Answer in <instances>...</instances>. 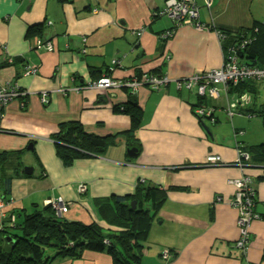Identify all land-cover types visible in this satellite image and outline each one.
<instances>
[{
    "label": "crops",
    "instance_id": "1",
    "mask_svg": "<svg viewBox=\"0 0 264 264\" xmlns=\"http://www.w3.org/2000/svg\"><path fill=\"white\" fill-rule=\"evenodd\" d=\"M195 1L201 23L210 29L198 32L183 24L163 40L159 34L172 29L175 21L153 17L152 11L164 0H0V86L22 93L4 107L0 123V153L9 152L0 171V227L14 211L27 212L35 202L44 205L61 196L68 204L64 219L96 222L108 229L96 212V200L132 195L138 183L181 185L189 190L169 192L157 211L142 264H264L262 168L242 169L257 189L255 210L260 218L251 224V242L241 259L234 247L238 213L231 202L235 188L230 182L241 171L236 166H198L210 153L233 162L236 142L243 136L249 144L259 142L260 138H247V133L235 136L232 128H242L245 119L257 122L253 132L264 139V118L260 123L253 118L259 115L246 117L239 111L252 103L254 110L256 104L264 106V99L255 96L246 105L243 96L246 103L235 104L229 118L226 108L231 101L226 96L199 97L193 89L177 90L172 84L219 69L229 42L220 43L214 29H246L255 20L264 25V0ZM112 61L118 65L111 73L116 79L157 70L172 82L158 90L141 85L134 93L123 86L84 87L104 75ZM42 93L48 95L46 103ZM132 96L143 111L137 131L139 153L130 157L127 138L121 137L103 156L66 167L50 139L59 123L79 121L88 133L103 137L128 131L131 119L114 107ZM201 99L215 111L217 122L208 130L191 114ZM25 166L33 167L30 175L23 172ZM8 177L10 192L5 194ZM52 264L113 261L106 253L85 252L79 260L58 259Z\"/></svg>",
    "mask_w": 264,
    "mask_h": 264
},
{
    "label": "trees",
    "instance_id": "2",
    "mask_svg": "<svg viewBox=\"0 0 264 264\" xmlns=\"http://www.w3.org/2000/svg\"><path fill=\"white\" fill-rule=\"evenodd\" d=\"M195 4L197 5L196 1ZM158 8L153 10L152 13ZM161 17L168 16H158V18ZM35 26L40 27L41 24ZM216 29L225 35V39H228L229 42L228 45L236 47L242 45L237 53L240 65L259 69L264 67V25L261 21L255 20L253 26L241 30L224 31L223 29ZM31 33L34 34V31H31ZM116 68H118V65L112 62L106 68L104 75H110ZM152 72L157 73L161 71L155 70ZM94 76L96 75L94 74ZM98 78L100 77L94 79ZM262 80L264 81V77L248 76L240 79L236 84H228L225 86V89L223 84L220 85L221 89L218 97L223 94L231 101L226 108L229 118L233 116L232 107H235V104L242 103L243 105L246 103V99H241L243 96H246L248 99L246 105L251 104L253 98L255 96L257 97V93L259 92L257 91L259 90L257 83ZM129 91H131L130 87ZM229 96L233 99L229 98ZM205 103L201 99L199 104L191 107V114L193 115V119H197L202 127L208 130L211 124H215L217 120H215L214 107ZM202 104L208 106L211 110L209 116L202 117L196 111V107ZM252 104L251 108L249 106L244 107L246 109L245 111H242L243 108L240 106V113L246 117L257 114L261 118H264V106L256 104V109L254 110ZM3 109L4 106L0 105V123ZM114 111L129 116L132 123L130 130L103 137L88 133L79 121H63L59 123L57 130L51 135L50 139L54 141L56 154L66 167L72 166L79 159L103 156L110 148L118 144L121 137L127 138V146H133L134 144L139 146V153L141 144L137 136V131L142 127V109L137 105L135 100L129 99L126 104L115 106ZM206 121L210 122V125ZM233 130L236 137L245 134L242 128H232ZM243 140L244 136L242 137V142H236V160L233 162L225 163L219 155L210 153L206 156L203 163H200L198 166L239 167L238 169L241 171V175L238 178L231 179V181L244 177L249 178V185L254 193L251 197L253 213L257 214L259 219L260 216L255 210L257 189L251 177L245 173L243 174L242 169L256 167L262 168L264 171V139L254 144H249ZM8 156L9 152L0 153V171ZM210 157H216L218 160L215 163H211L208 161ZM11 180V177L4 180L6 187L5 194L10 192ZM232 184L235 191L231 202L234 200L236 192L240 190L234 183ZM186 190H189V188L181 185H170L162 188L157 185L138 183L132 195H118L98 199L95 202L97 207L96 212L108 225V229L102 228L96 222L83 223L80 221H69L62 216H57L52 205H41L35 202L27 212L14 211L13 216L9 217L6 221L7 223L0 227V234H7L5 239L8 240V245H4L0 241V264H52L58 259L79 260L85 252L106 253L111 256L113 264H142V250L146 247L145 240L155 220L158 209L166 200L169 192ZM235 207L238 213L237 226L239 235L234 242V247L239 252V258L242 259L247 251L237 246L241 231L238 221L241 215L238 207ZM249 240L251 242V236H249ZM49 250L54 251V253L50 254Z\"/></svg>",
    "mask_w": 264,
    "mask_h": 264
},
{
    "label": "built area",
    "instance_id": "3",
    "mask_svg": "<svg viewBox=\"0 0 264 264\" xmlns=\"http://www.w3.org/2000/svg\"><path fill=\"white\" fill-rule=\"evenodd\" d=\"M152 15L155 16H168L169 18L175 21V26L188 24L195 28V30L200 32H205L210 29L209 25L201 23L199 17V8L195 4L194 0H166L165 4L162 7H159ZM166 30L159 34L161 39H168L172 37L174 31ZM217 33L219 42L221 43L225 39V35L217 29H214ZM40 43V42H38ZM42 46V43L39 44ZM48 49H52L51 44L47 45ZM241 46H232L228 45L223 51V63L222 66L208 73H197L191 77L174 80L175 88L177 90H182L186 88L187 90L196 88L197 94L199 97H211L217 98L219 96L220 85L223 84L224 89L228 84H236L240 79L245 77H264V67L263 68H251L245 65H240L238 61V51ZM116 63V61H112ZM112 69V67H110ZM113 70V69H112ZM172 82L171 78L161 72L157 73H144L139 78L134 76L129 79H116L110 75H102L100 78L88 82L84 87L95 89V90H104L111 89L116 87H127L132 89V93L136 91V88L140 85H149L153 89H159L160 87H166ZM22 94L21 92H16L14 89L8 88L7 86H0V105L4 107L12 100L13 98ZM47 93L42 94V102H47ZM23 105V104H21ZM196 111L203 116H209L211 110L208 106L202 104L199 107H196ZM218 160L216 157L208 158V161L215 163ZM238 188L239 191L234 195L235 198L232 201L233 205L238 207L240 211L239 226L241 227L240 237L237 241L238 248H242L245 251H248L250 240V227L254 219H258V215L253 213V189L249 185V178L244 177L239 180L231 181ZM81 190H84V186L80 187ZM45 204L52 205L53 209L61 216L68 211V204L64 199L59 196L56 198L47 199ZM165 257L168 256V253L164 254Z\"/></svg>",
    "mask_w": 264,
    "mask_h": 264
},
{
    "label": "rangeland",
    "instance_id": "4",
    "mask_svg": "<svg viewBox=\"0 0 264 264\" xmlns=\"http://www.w3.org/2000/svg\"><path fill=\"white\" fill-rule=\"evenodd\" d=\"M176 27L177 26H174V28L173 29H176ZM194 28V27H193ZM195 29V28H194ZM197 31V30H196ZM198 32H200V31H198ZM170 38V37H169ZM168 38V39H169ZM138 76V75H137ZM142 76V74H140L138 77L140 78ZM261 83H264V81L262 80L261 82H258V85L259 84H261ZM172 84H174V82L172 83ZM141 86V85H140ZM174 86H175V84H174ZM160 88H164V87H160ZM137 89V88H136ZM183 91L185 90V91H187V89L186 88H183L182 89ZM193 91L195 92V93H197V89L196 88H193ZM259 94L257 95V98H260V99H264V85L262 84V85H260V87H259ZM43 94V93H42ZM221 96H224L223 94L221 95ZM229 98H232L231 96H229ZM233 99V98H232ZM41 100H42V95H41ZM222 100L224 101V99L222 98ZM253 118H255L256 119V121H260V123L262 122V118L261 117H258V118H256V117H253ZM257 127V122H251V123H249V121L247 120V119H245V122H244V126L242 127V129H243V131L245 132V133H247V135H246V137L247 138H260L261 140L263 139V135H257V134H255L253 131L255 130V128ZM206 130V129H205ZM255 139V140H256ZM52 208V207H51ZM54 210V209H53ZM55 211V210H54ZM55 214L57 215V216H60L56 211H55ZM9 230V229H8ZM11 230V229H10ZM16 231H18L17 229H16ZM19 233V232H18ZM5 236H7V234L6 235H3V234H0V241H2L3 242V244L4 245H8V240H6L5 239ZM50 251V254H52V253H54V251H51V250H49Z\"/></svg>",
    "mask_w": 264,
    "mask_h": 264
},
{
    "label": "water",
    "instance_id": "5",
    "mask_svg": "<svg viewBox=\"0 0 264 264\" xmlns=\"http://www.w3.org/2000/svg\"><path fill=\"white\" fill-rule=\"evenodd\" d=\"M132 100H135V96H132L131 97ZM129 148L127 149V154L130 156V157H135L138 153V150H139V146L137 145H133V146H128ZM32 170H33V167L32 166H25L23 168V172L26 174V175H30L32 173Z\"/></svg>",
    "mask_w": 264,
    "mask_h": 264
},
{
    "label": "bare ground",
    "instance_id": "6",
    "mask_svg": "<svg viewBox=\"0 0 264 264\" xmlns=\"http://www.w3.org/2000/svg\"><path fill=\"white\" fill-rule=\"evenodd\" d=\"M226 47H224V49H225ZM224 49H223V51H224Z\"/></svg>",
    "mask_w": 264,
    "mask_h": 264
}]
</instances>
